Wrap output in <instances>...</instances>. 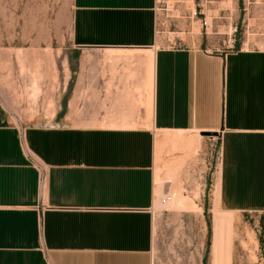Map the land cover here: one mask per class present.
<instances>
[{
    "label": "crops",
    "instance_id": "0c3cea01",
    "mask_svg": "<svg viewBox=\"0 0 264 264\" xmlns=\"http://www.w3.org/2000/svg\"><path fill=\"white\" fill-rule=\"evenodd\" d=\"M156 3L71 0L52 110L0 100V264H211L202 206L193 247L154 255L159 132H217L213 207L264 213V47L164 46Z\"/></svg>",
    "mask_w": 264,
    "mask_h": 264
},
{
    "label": "rangeland",
    "instance_id": "374dc122",
    "mask_svg": "<svg viewBox=\"0 0 264 264\" xmlns=\"http://www.w3.org/2000/svg\"><path fill=\"white\" fill-rule=\"evenodd\" d=\"M156 12L164 46L200 45L214 51L226 48L234 39L235 47H264V0H161ZM71 19V0H0V100L18 123L54 107L53 97L60 85L58 44L60 34L71 27ZM35 83L37 92L32 88ZM171 134L156 135L154 255L182 258L193 247L182 234L198 230L196 216L202 206L209 263L217 208L210 185L219 158L217 132L183 133L194 139L191 149L168 141ZM165 197L169 199L162 203ZM177 199H185L193 207H174L172 202ZM218 213L223 221L231 222L223 229L230 244L218 264H264V213Z\"/></svg>",
    "mask_w": 264,
    "mask_h": 264
},
{
    "label": "bare ground",
    "instance_id": "6f19581e",
    "mask_svg": "<svg viewBox=\"0 0 264 264\" xmlns=\"http://www.w3.org/2000/svg\"><path fill=\"white\" fill-rule=\"evenodd\" d=\"M170 138L172 142L176 145H180L183 147H190V149L194 148L195 146L194 139L193 140L188 139L182 134H177V133L172 134L170 135ZM172 205L174 207H184V208L193 207V205H191L190 202L185 199L173 200ZM230 224H231L230 221L225 222L221 219L218 213V208H216L214 210V220H213V227H212L211 252H210L211 253V264H218L220 255L224 251V248L228 246L227 243L230 242V240L227 242L224 239V235H223V229L227 227L228 225L230 227Z\"/></svg>",
    "mask_w": 264,
    "mask_h": 264
},
{
    "label": "built area",
    "instance_id": "2783aa9c",
    "mask_svg": "<svg viewBox=\"0 0 264 264\" xmlns=\"http://www.w3.org/2000/svg\"><path fill=\"white\" fill-rule=\"evenodd\" d=\"M160 1L161 0H157L156 7H157V4ZM235 32H236V27H233L231 33H233V35H234ZM229 42H230V44L228 46H226V49H230V50L234 49L235 48V46L233 44L234 39L229 40ZM216 51H218V50H216ZM20 140H21V145H22V147L24 148V150L26 152V155H27L28 160L31 163H34V164H36L38 166L37 159L33 156V154L30 152V150L27 148V146L25 144V129H24V127L20 128ZM168 199H169L168 197L162 198V203H165L166 200H168Z\"/></svg>",
    "mask_w": 264,
    "mask_h": 264
},
{
    "label": "water",
    "instance_id": "95a60500",
    "mask_svg": "<svg viewBox=\"0 0 264 264\" xmlns=\"http://www.w3.org/2000/svg\"><path fill=\"white\" fill-rule=\"evenodd\" d=\"M212 132H201L202 135H209Z\"/></svg>",
    "mask_w": 264,
    "mask_h": 264
}]
</instances>
